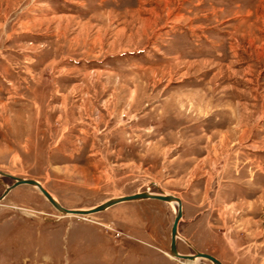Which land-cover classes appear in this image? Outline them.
Instances as JSON below:
<instances>
[{"label":"rangeland","instance_id":"rangeland-1","mask_svg":"<svg viewBox=\"0 0 264 264\" xmlns=\"http://www.w3.org/2000/svg\"><path fill=\"white\" fill-rule=\"evenodd\" d=\"M0 171L68 208L161 189L179 252L264 264V0H0ZM175 209L18 185L0 264H211L166 254Z\"/></svg>","mask_w":264,"mask_h":264},{"label":"water","instance_id":"water-1","mask_svg":"<svg viewBox=\"0 0 264 264\" xmlns=\"http://www.w3.org/2000/svg\"><path fill=\"white\" fill-rule=\"evenodd\" d=\"M1 176H6L11 178L13 181L11 184L7 185L4 190L0 193V200H2L6 194L13 188H15L18 185H30L39 190V192L46 198V200L59 212L63 214H71V215H90L99 211H103L107 209L108 207L124 201H134V200H140V199H158L162 200L168 203H174L175 204V215L170 227V244H169V250L166 253L168 256H170L173 259H179V260H190L191 262L196 258H205L211 262V264H223L221 260H219L214 255L199 251L194 249L191 253H181L178 251L177 248V239L181 238L186 243L189 244L187 239H185L181 234L179 233V223L182 220L183 215V207H182V200L180 197L164 192L161 189H158L157 192L150 191L148 188L143 191H137L130 194H124V195H118V196H112L92 207L89 208H68L63 206L56 198L55 196L46 188L43 182L34 179V178H28V177H20V176H13L11 174H8L6 172L0 171ZM152 184H155L152 182Z\"/></svg>","mask_w":264,"mask_h":264},{"label":"crops","instance_id":"crops-1","mask_svg":"<svg viewBox=\"0 0 264 264\" xmlns=\"http://www.w3.org/2000/svg\"><path fill=\"white\" fill-rule=\"evenodd\" d=\"M228 134V133H227ZM224 135V134H223ZM123 165V163H118L117 164V166H115L114 165V163H112V165H110V166H108L107 168V170H112V172L114 173V175H115V179H117L118 177H121L122 176V173H121V171H119L118 169H120L121 167H123L122 166ZM112 166V167H111ZM134 168H135V166H134ZM115 170V171H114ZM186 236H188V235H186ZM189 237V236H188ZM190 238V240H191V237H189ZM192 242L194 243V240L192 239ZM195 245V244H194ZM220 260H223V259H221L220 258ZM223 262H224V264H226L225 263V261L223 260Z\"/></svg>","mask_w":264,"mask_h":264},{"label":"bare ground","instance_id":"bare-ground-1","mask_svg":"<svg viewBox=\"0 0 264 264\" xmlns=\"http://www.w3.org/2000/svg\"><path fill=\"white\" fill-rule=\"evenodd\" d=\"M172 205L174 204V203H171ZM175 205V204H174ZM198 258H196V259H194L193 261H195V260H197ZM186 261H189V262H191L190 260H186Z\"/></svg>","mask_w":264,"mask_h":264}]
</instances>
